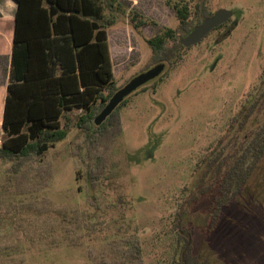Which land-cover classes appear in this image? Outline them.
I'll use <instances>...</instances> for the list:
<instances>
[{"label": "rangeland", "instance_id": "obj_1", "mask_svg": "<svg viewBox=\"0 0 264 264\" xmlns=\"http://www.w3.org/2000/svg\"><path fill=\"white\" fill-rule=\"evenodd\" d=\"M177 1L107 0L106 16L117 14L108 27L116 86L157 63L147 38L172 28L179 40L184 30L172 8ZM188 1L193 8L199 0ZM205 4L211 12L227 8L233 14L179 50L181 59L160 81L131 94L119 109L120 131L96 135L99 145L90 158L82 159V112L72 110L61 119L70 126L66 137L23 161L35 183L24 180L22 188L34 186L31 192L17 194L0 162V264H102L109 241L132 234L141 239L145 264H164L171 256L164 232L182 207L196 250L210 264H264V209L234 199L213 224L211 193L188 200L202 172L198 164L219 141H227L228 150L229 136H240L231 124L264 67V0ZM108 114L102 107L94 127ZM263 118L262 105L257 119ZM2 138L0 127V145ZM89 174L98 177L91 185Z\"/></svg>", "mask_w": 264, "mask_h": 264}, {"label": "trees", "instance_id": "obj_2", "mask_svg": "<svg viewBox=\"0 0 264 264\" xmlns=\"http://www.w3.org/2000/svg\"><path fill=\"white\" fill-rule=\"evenodd\" d=\"M15 1L11 79L1 124L0 162L5 165L3 176L13 182L17 194H22L34 189L32 186L23 190L24 180L35 183L28 178L33 170L24 168L23 161L43 155L66 137L70 126L61 121L66 112L81 110L77 126L85 134L82 159L90 158L99 145L100 136L96 135L107 134L111 129L115 133L120 131L119 109L131 95L94 127L93 118L120 87L115 84L106 34L117 14L110 9L106 16L105 11L111 7L107 0ZM172 8L180 29L184 30L180 38L212 14L205 0H199L193 8L190 1L181 0L172 3ZM221 26L223 24L213 30ZM231 29L230 26L227 30ZM227 35L223 32L219 39ZM175 40L172 28L147 38L152 59L167 62L168 69L180 60L179 50L186 47ZM262 105L264 67L255 92L247 95L231 124L240 136H229L231 148L228 150L227 141L225 144L219 141L215 150L197 166L202 172L188 200L211 193L209 219L213 224L234 199L241 205L264 209V118L257 119ZM87 179L91 185L98 177L92 178L89 174ZM164 233L170 237L171 249V256L164 264H210V259L196 250L190 218L184 207L174 215L170 228ZM108 246L109 252L101 259L102 264H145L143 245L137 234L111 239Z\"/></svg>", "mask_w": 264, "mask_h": 264}, {"label": "water", "instance_id": "obj_3", "mask_svg": "<svg viewBox=\"0 0 264 264\" xmlns=\"http://www.w3.org/2000/svg\"><path fill=\"white\" fill-rule=\"evenodd\" d=\"M233 14L231 9L218 8L212 14L206 16L199 24L193 27L191 31L182 36L179 41L185 46L189 47L198 43L204 38L212 29L220 24L228 21ZM168 63L159 61L149 68L142 70L129 78V80L120 86L109 98L105 104L109 114L118 106V104L126 99L128 96L138 91L142 87L154 83L166 70ZM108 114V115H109Z\"/></svg>", "mask_w": 264, "mask_h": 264}, {"label": "crops", "instance_id": "obj_4", "mask_svg": "<svg viewBox=\"0 0 264 264\" xmlns=\"http://www.w3.org/2000/svg\"><path fill=\"white\" fill-rule=\"evenodd\" d=\"M16 9H17V3L15 0H0V127L2 124L5 98L7 95V86L11 79V68H12L11 58H12L13 40L15 33ZM26 33H24L25 36H27ZM106 34L108 41L109 40L108 28L106 29ZM108 46H109V41H108ZM109 55H110V48H109ZM110 60H111V56H110ZM111 64H112V60H111ZM112 72H113V66H112ZM73 110L81 111L80 109H73Z\"/></svg>", "mask_w": 264, "mask_h": 264}, {"label": "flooded vegetation", "instance_id": "obj_5", "mask_svg": "<svg viewBox=\"0 0 264 264\" xmlns=\"http://www.w3.org/2000/svg\"><path fill=\"white\" fill-rule=\"evenodd\" d=\"M229 21V20H228ZM227 22V21H226ZM226 22H224V23H222V24H225ZM222 24H220V25H222ZM218 27V26H217ZM213 30V29H212ZM224 32H226V34H229V30H225ZM202 40V39H201ZM200 42V41H199ZM197 44V43H196ZM193 45H195V44H193ZM193 45H191V46H193ZM190 47V46H189Z\"/></svg>", "mask_w": 264, "mask_h": 264}]
</instances>
